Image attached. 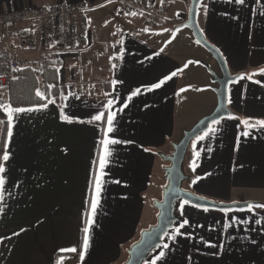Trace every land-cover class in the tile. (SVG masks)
<instances>
[{"label": "crops", "instance_id": "crops-1", "mask_svg": "<svg viewBox=\"0 0 264 264\" xmlns=\"http://www.w3.org/2000/svg\"><path fill=\"white\" fill-rule=\"evenodd\" d=\"M76 1L81 0H0V13ZM82 1L89 5L86 20L91 38L99 40L83 56L82 65L88 70L92 64H102L109 82L100 94L76 86L81 75L74 76L76 58L71 56L52 63L58 77L46 74L60 87L52 91L55 103L17 114L10 141L0 110V163L6 169L0 202V264H124L142 233L158 222L154 203L162 200L167 186V164L160 155H170L189 130L187 114L203 106L206 117L218 104L206 71L209 63L220 74L217 62L192 32H181L180 26L189 18L190 0H177L171 20L164 25L143 14L122 13L118 0ZM198 24L233 76L257 74L230 85L228 107L233 115L212 125L217 131L208 138L191 144L185 163L191 179L184 188L220 204H264V129L243 124L245 119L253 124L264 119V75L259 74L264 67V0H246L243 5L235 0H203ZM104 46L111 48L109 56L103 54ZM172 73L160 88L148 90ZM8 87L0 88L6 103ZM137 88L140 94L132 96ZM113 97L117 115L115 131L109 136L131 143L109 146L111 156L103 170L90 247L81 260L105 127L87 121L100 111L107 114V101ZM61 112L73 122L62 120ZM244 131L249 136H243ZM5 150L10 154L6 162L2 160ZM194 159L195 172L190 167ZM197 177L201 179L193 184ZM176 216L178 223L162 248L150 256L151 264L161 251L165 255L156 264H264V208L204 211L182 202ZM185 219L189 224L176 234ZM73 247L76 252L63 251Z\"/></svg>", "mask_w": 264, "mask_h": 264}, {"label": "built area", "instance_id": "built-area-1", "mask_svg": "<svg viewBox=\"0 0 264 264\" xmlns=\"http://www.w3.org/2000/svg\"><path fill=\"white\" fill-rule=\"evenodd\" d=\"M118 4L124 14H143L164 25L171 20L177 0H118ZM88 10V3L81 0L0 13V88L7 86L21 70L43 74L52 63L71 56L79 65L81 81L77 86H92L83 77L82 58L99 40L91 38L86 20ZM102 52L105 56L112 53L108 46ZM0 103L6 102L0 97Z\"/></svg>", "mask_w": 264, "mask_h": 264}, {"label": "water", "instance_id": "water-1", "mask_svg": "<svg viewBox=\"0 0 264 264\" xmlns=\"http://www.w3.org/2000/svg\"><path fill=\"white\" fill-rule=\"evenodd\" d=\"M187 1V0H184ZM190 12L188 21L180 28H188L192 31L196 41L207 51L217 62L220 74L210 70L217 87L215 92L218 104L215 110L191 130L185 133L183 139L173 145V152L170 155L161 154V158L167 164L164 169L167 186L163 190L161 201L154 203L155 209L159 212L158 222L155 226L144 231L140 240L128 251V260L124 264H145L150 256L164 244V239L170 234L178 223L176 216L177 204L185 200L190 205H199L197 208H208L209 210L224 211V209L244 210L252 203L220 204L215 201L200 197L184 188L190 177L185 172V163L191 144L204 135L214 121H221L233 115L228 107V91L232 83L237 82L240 75L233 76L229 70L226 60L221 52L213 46L205 37L198 24L199 7L203 0H190Z\"/></svg>", "mask_w": 264, "mask_h": 264}, {"label": "snow or ice", "instance_id": "snow-or-ice-1", "mask_svg": "<svg viewBox=\"0 0 264 264\" xmlns=\"http://www.w3.org/2000/svg\"><path fill=\"white\" fill-rule=\"evenodd\" d=\"M163 2V0H162ZM236 3H239L241 5H243L246 0H235ZM130 15H136V13H130ZM178 31V30H177ZM171 42V41H169ZM191 63V62H190ZM257 73H252V75L249 76H241L239 77L240 79H252V76L256 75ZM259 74L264 75V67L259 69ZM175 73H172L171 76H166L164 80H160L157 83H153L150 87H149V91L153 90V89H158L160 88L164 83L165 80H170L172 78V76H174ZM113 85L119 83V81H113L112 82ZM256 83H260V81H256ZM49 87H53V85H49ZM140 89L137 88L135 91L132 92V96H136L140 94ZM181 91H184V89H181ZM36 95L38 97H40L42 100H46L47 103L41 104L39 105L38 108H25V107H14L11 103H0V110H3L5 117H6V137L8 139V141H10L12 139L13 136V121L16 118L17 114L20 113H25V112H31V111H36L39 110L41 108H47L48 103H55L54 100L49 99L45 93L39 91L38 89L36 90ZM110 95V94H109ZM129 100H131V96L128 98ZM123 107H127V104H124ZM120 111H123V108L120 109ZM116 115L117 112L115 110V98H111L108 99L107 101V114L104 111H100L97 114L93 115L91 117L90 120L87 121V123H94V122H101L105 125V127L102 129L103 133H104V138L101 139L100 144L102 146L103 149V154L99 157V169H100V176L94 178L93 180V184H94V198L90 201V205H91V213H90V218L85 222L86 226L83 228V250L80 253V258L81 260H83V256L85 253H87L89 247H90V229L91 226L95 223L94 221V216L96 213V209L100 204V199H101V192H102V184H103V180L102 177L104 175V168L106 167L107 163H108V158L111 156V150L109 148L110 145H116V144H120V143H131V141H121L119 139L116 138H112L109 136L110 133L115 131V119H116ZM62 120L68 122V123H72V119L70 117H68L67 115H64L63 112H61V117ZM83 123V121H80ZM214 123H219V121H214ZM243 124L246 128H255L257 126H259L261 129H264V119H260L258 121H256L255 124L251 123L249 119H245L243 121ZM217 131L216 128H210L207 132L204 133V135H201L198 137V140L203 141L206 138H208L211 134L215 133ZM249 132L248 131H244L242 133L243 136H249ZM7 147V145H6ZM195 149V145L193 146ZM145 151H148V149H145ZM195 157L198 159L200 156V152L199 150H196L194 152ZM10 159V154L8 151H4L3 155H2V160L3 161H8ZM197 160H193L191 162L190 167L192 168V171L195 172L196 168H197ZM6 169L3 163H0V202H2L4 200V193H5V184H6V178H5V173ZM199 179H201L200 177H197L195 180H193V184H195ZM118 183V181H117ZM190 201L185 200L183 201L184 205L189 204ZM193 207H199V205H192ZM253 208H264V204H259V205H250L249 206V211H251ZM3 211V208L0 207V212ZM204 211H208V208H204ZM224 211H230V209H224ZM180 212L181 215H183L184 212V208L183 205L180 207ZM245 223L247 221H244ZM189 221L187 219L183 220V222L179 225V227H177L175 229L176 234H180V229L183 228L185 225H188ZM231 226V225H229ZM21 231H24V229H22ZM14 235H19V233H14ZM174 238V237H173ZM211 247H215V245H210ZM168 245L165 244L164 248H167ZM63 251H70V252H76L77 249L75 247L70 248V249H64ZM165 255V253L163 251H161L157 256L156 259L152 261V264H156L157 260H160L161 258H163Z\"/></svg>", "mask_w": 264, "mask_h": 264}, {"label": "trees", "instance_id": "trees-1", "mask_svg": "<svg viewBox=\"0 0 264 264\" xmlns=\"http://www.w3.org/2000/svg\"><path fill=\"white\" fill-rule=\"evenodd\" d=\"M47 72H51L52 74L50 75L56 76L52 67L43 74L31 69L17 72L14 79L8 84L10 90L9 103L14 107L36 106L47 103L46 100H42L36 95L37 89L39 91L42 89L49 99L54 98V96H52V91L57 92L60 87L56 81L52 82L51 80H47ZM16 82L17 85L15 84L14 86V83ZM49 85H53V87L50 88ZM148 261L145 264H147Z\"/></svg>", "mask_w": 264, "mask_h": 264}, {"label": "rangeland", "instance_id": "rangeland-1", "mask_svg": "<svg viewBox=\"0 0 264 264\" xmlns=\"http://www.w3.org/2000/svg\"><path fill=\"white\" fill-rule=\"evenodd\" d=\"M179 3L181 4V5H183V3L181 2V1H179ZM179 4V5H180ZM100 20V19H99ZM181 32H192L190 29H188V28H182L181 29ZM207 52V51H206ZM210 54V53H209ZM212 56V55H211ZM105 58H103V60H104ZM215 60V59H214ZM73 64V67H72V72H74V76L75 77H79V65H78V63L77 62H73L72 63ZM218 65V64H217ZM83 67H84V70H83V77H84V79H85V75L87 74V73H89V72H91L92 73V75L90 76H87L89 79H90V81L93 83V85L92 86H90V89H93V90H98L99 91V94L101 93V91L100 90H102L103 91V89H104V87L107 85V81L109 82V78L106 76V74L108 73V70L106 69V67H104L102 64H92V68L91 69H85V63H83ZM219 68V67H218ZM214 69H216L215 67H213V65H211V64H207L206 65V71H207V73L209 74V78H210V84H211V90H212V94H216V92H215V88L217 87V85H216V83L214 82V78H213V76H212V74L210 73V70H213L214 72H215V70ZM86 73V74H85ZM215 73H217V72H215ZM78 74V75H77ZM108 75V74H107ZM75 81H72L71 83H69L68 82V84L67 85H69V88H71V84L72 83H74ZM80 82L79 81H76V84H79ZM77 86V85H76ZM102 87V88H101ZM84 89V88H83ZM86 89V88H85ZM216 96H217V94H216ZM200 114H203L202 116H201V118H199V115ZM205 115H207V114H205V111L203 110V106H200V111H194V112H192V113H189V114H187L186 115V125H189V130H191L199 121H201L202 119H203V117L205 118ZM197 119H201V120H197ZM197 121V122H196ZM194 123V124H193ZM189 130H187V131H189ZM186 131V132H187ZM185 132V133H186ZM185 168V167H184ZM182 202H179L178 204H177V209H176V215H177V210H178V208H179V205L181 204ZM168 237L166 236L165 237V239H164V242H166V239H167ZM162 247H160L159 249H161ZM158 249V250H159ZM158 250H156L151 256H153L154 254H156V252H158ZM151 258V257H150ZM149 258V260L150 261H148V263L147 264H151V259Z\"/></svg>", "mask_w": 264, "mask_h": 264}]
</instances>
